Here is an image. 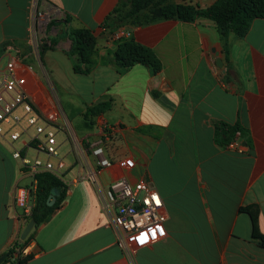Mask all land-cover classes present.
<instances>
[{
	"label": "crops",
	"instance_id": "0c3cea01",
	"mask_svg": "<svg viewBox=\"0 0 264 264\" xmlns=\"http://www.w3.org/2000/svg\"><path fill=\"white\" fill-rule=\"evenodd\" d=\"M118 1L41 0L64 17L49 23L40 58L30 35L32 0H0V68L13 61L28 88L45 99L52 88L72 129L63 104L82 115L105 104L84 115L91 128L83 135L73 129L79 142L68 139L58 177L64 199L47 222L32 227L21 252L32 256L22 264H264V247L252 238L251 217L241 209L257 207V227L264 234V19H254L243 37L229 34L226 63L217 27L205 17L120 28L117 38L110 37L99 28ZM172 1L205 8L216 0ZM82 26L99 31L87 75L73 71L76 56L67 54L69 31ZM130 37L154 51L159 71L144 64L117 71L113 53L119 39ZM56 85L71 108L61 103ZM102 121L117 130L104 142L105 156L113 160L105 168L97 166L87 144L98 138ZM236 122L249 134V143L236 138L242 152L219 143L221 124ZM30 134L21 138L20 148ZM15 145L0 135V255L26 225L12 194L31 178L12 156ZM125 157L134 159L133 171L117 166ZM120 177L151 182L166 216L165 237L128 254L116 242L113 210L100 195Z\"/></svg>",
	"mask_w": 264,
	"mask_h": 264
},
{
	"label": "built area",
	"instance_id": "2783aa9c",
	"mask_svg": "<svg viewBox=\"0 0 264 264\" xmlns=\"http://www.w3.org/2000/svg\"><path fill=\"white\" fill-rule=\"evenodd\" d=\"M31 11L30 35L39 56L48 41L49 23L64 15L56 8L41 5V0H32ZM118 36L114 35L115 38ZM22 121L26 122L25 127L21 126ZM31 128L33 131L28 140L22 141V147L15 148L12 153L15 159L21 161V166L30 172L31 184L15 185L12 194L24 224L30 220L34 206L35 174L50 172L59 177L64 167L63 159L58 158L57 133L63 132L74 143L79 141L52 88L47 99L41 97L36 90L28 88L26 76L18 73L14 62L7 60L0 68V135H7L13 143L21 142L22 136ZM98 130V138L87 143L90 153L97 166L111 167L113 160L105 156L104 142L116 135V126L102 121ZM26 147L33 148L37 154H45L47 159L36 155L30 160L23 155ZM228 149L243 151L236 139L229 143ZM50 157L58 159L56 165L49 160ZM116 164L129 171L136 167L132 157L118 159ZM100 195L104 205L113 210L111 224L116 231V242L125 253L128 254L130 248L147 246L165 237L163 200L145 178L120 177L111 181L103 191L100 190Z\"/></svg>",
	"mask_w": 264,
	"mask_h": 264
},
{
	"label": "trees",
	"instance_id": "16d2710c",
	"mask_svg": "<svg viewBox=\"0 0 264 264\" xmlns=\"http://www.w3.org/2000/svg\"><path fill=\"white\" fill-rule=\"evenodd\" d=\"M198 17H205L213 21L223 43L224 61L229 62L228 36L230 33L243 37L248 31L252 21L256 18L264 19V0H216L205 8L195 7L186 3H174L172 0H119L113 9L101 22L100 29L111 37L120 28L130 29L137 26H145L150 23L176 19L182 22H193ZM98 30L85 26L72 28L69 36L72 45L68 55H75L72 69L75 73L89 74L92 69V54L97 45ZM44 47L40 51L42 57ZM113 61L117 71H123L134 64L149 66L153 72L161 69V62L154 51L134 38L119 39L113 53ZM105 104H97L89 107L85 116L96 114ZM219 143L228 149L230 142L237 137L250 142L249 134L238 122L233 125L222 123L219 128ZM36 184L33 194L34 206L30 219L34 220V226L47 222L56 209L61 206L65 196V186L57 176L50 172L35 174ZM59 188V194L52 205L47 200L52 188ZM249 213L252 222L251 236L264 247V234L257 227V207L249 206L241 208ZM31 234L24 240L16 239L5 251L7 257L1 264L13 258L12 264H22L31 258V254L21 256V252L27 246ZM13 254H16L13 257Z\"/></svg>",
	"mask_w": 264,
	"mask_h": 264
},
{
	"label": "rangeland",
	"instance_id": "374dc122",
	"mask_svg": "<svg viewBox=\"0 0 264 264\" xmlns=\"http://www.w3.org/2000/svg\"><path fill=\"white\" fill-rule=\"evenodd\" d=\"M32 59L34 60L35 63L38 64V60H37V57L36 56L33 57ZM56 87L58 89V94H57L58 97H60V100H61V97L63 98L61 100V103L63 104V101H64L66 103V105L70 107V104H69L68 100H66V97L67 96H66V93L63 90V87L60 86V85H56ZM63 106H64L65 111L68 113V116H69V118H70V120H71V122L73 124V129L75 131V134H77V135H83L86 131H88L91 128V124L84 117L85 114L82 115L77 110H73L71 113H69L68 111H70V110H68L64 104H63ZM21 126H24L25 127L26 126V122L25 121H22ZM32 131H33L32 128L29 129V132H32ZM22 137H24V135ZM56 138L58 140V143H61V141L64 140V142L62 143L64 145H62V146L60 145V148H58V154H59L58 155V158H61L62 155L64 154L63 153L64 152V148H65V146H67L68 139L66 138V135L63 132H58L57 135H56ZM19 143L20 142H16V145L15 146L17 148H20V144ZM33 154L35 155V150L32 149V148H30L29 151H28V155H29L28 158L30 160H32L34 158ZM39 157L41 159H47V156L45 154H43V153H40L39 154ZM49 160L54 165H56L57 164V161H58V159L57 158H54V157H50Z\"/></svg>",
	"mask_w": 264,
	"mask_h": 264
},
{
	"label": "water",
	"instance_id": "95a60500",
	"mask_svg": "<svg viewBox=\"0 0 264 264\" xmlns=\"http://www.w3.org/2000/svg\"><path fill=\"white\" fill-rule=\"evenodd\" d=\"M218 67L222 66V61L220 58H217L216 60ZM59 194V188L54 187L51 189L50 191V195L48 197L47 203L48 205H52L55 201V197ZM34 226V220L30 219L26 225L24 226V228L22 229V231L20 232L19 235V239L20 240H24L28 234L30 233L32 227ZM7 257V253L4 252L3 254L0 255V264L3 262V260Z\"/></svg>",
	"mask_w": 264,
	"mask_h": 264
}]
</instances>
